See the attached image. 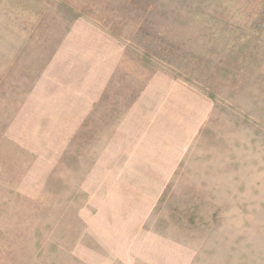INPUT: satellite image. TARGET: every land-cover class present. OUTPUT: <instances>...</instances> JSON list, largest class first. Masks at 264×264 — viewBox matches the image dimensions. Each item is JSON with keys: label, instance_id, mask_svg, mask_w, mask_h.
I'll return each mask as SVG.
<instances>
[{"label": "rangeland", "instance_id": "1", "mask_svg": "<svg viewBox=\"0 0 264 264\" xmlns=\"http://www.w3.org/2000/svg\"><path fill=\"white\" fill-rule=\"evenodd\" d=\"M0 264H264V0H0Z\"/></svg>", "mask_w": 264, "mask_h": 264}]
</instances>
